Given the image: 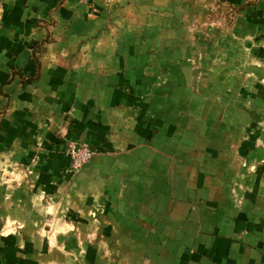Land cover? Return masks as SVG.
Wrapping results in <instances>:
<instances>
[{
  "label": "crops",
  "instance_id": "obj_1",
  "mask_svg": "<svg viewBox=\"0 0 264 264\" xmlns=\"http://www.w3.org/2000/svg\"><path fill=\"white\" fill-rule=\"evenodd\" d=\"M0 264H264V0H0Z\"/></svg>",
  "mask_w": 264,
  "mask_h": 264
},
{
  "label": "built area",
  "instance_id": "obj_2",
  "mask_svg": "<svg viewBox=\"0 0 264 264\" xmlns=\"http://www.w3.org/2000/svg\"><path fill=\"white\" fill-rule=\"evenodd\" d=\"M65 155L70 162V168L73 171L78 170L93 155V149L86 143L68 141L64 149Z\"/></svg>",
  "mask_w": 264,
  "mask_h": 264
},
{
  "label": "rangeland",
  "instance_id": "obj_3",
  "mask_svg": "<svg viewBox=\"0 0 264 264\" xmlns=\"http://www.w3.org/2000/svg\"><path fill=\"white\" fill-rule=\"evenodd\" d=\"M217 6H218V10H219L217 19L214 16H212V15L211 16H207V19H206L204 24L208 25L211 22L212 23H216L217 22L220 25H230L232 23V21H233V16H234L233 13L236 12L235 8H232V9L227 8V10H226L225 9L226 6L223 3L219 2V1H217Z\"/></svg>",
  "mask_w": 264,
  "mask_h": 264
}]
</instances>
